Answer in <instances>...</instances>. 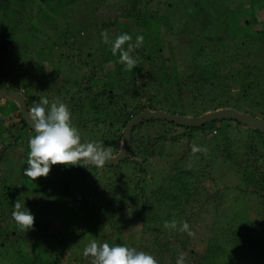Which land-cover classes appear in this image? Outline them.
<instances>
[{
	"label": "trees",
	"instance_id": "trees-1",
	"mask_svg": "<svg viewBox=\"0 0 264 264\" xmlns=\"http://www.w3.org/2000/svg\"><path fill=\"white\" fill-rule=\"evenodd\" d=\"M76 1L0 0L3 16L16 15L13 4H35L29 9L36 19L24 20L27 40L32 39L24 54L10 32L0 34V55L9 59L6 66L18 76L5 78L0 86L22 90L29 112L41 98L48 100L46 108L65 104L81 143H93L107 155L117 153L128 120L146 109L197 116L230 107L229 99L239 95L256 98L254 106L261 112L257 117L264 119V83H255L252 52L247 51L243 61L232 59L239 45L264 44V0H90L95 33L94 41H87L96 45L93 50L84 48L82 32L75 34L50 12ZM108 29L115 33H98ZM122 33L130 39L113 54ZM204 41L213 48L207 49ZM125 55L135 61L133 68L122 58ZM231 60L237 65L226 66ZM34 134L18 104L0 96V264H92L94 258L85 255L86 246L75 234H96L104 243L121 244L134 222L139 230L133 248L151 254L157 264H177L178 258L183 264H222L229 253L240 264V258L249 257V248L234 247L229 233L211 224L210 211L203 204L193 207L190 200L198 191V180L208 176L215 184L219 178L216 169L214 178L207 173L209 165L214 169L220 161L231 162L240 170L238 193L263 202L264 218V131L233 119L189 127L150 118L132 128L128 151L118 164L87 159L56 163L47 175L33 180L24 168L28 140ZM194 146L205 148L209 158L198 171L188 165ZM24 185L31 197L16 198ZM220 190L206 200L218 204ZM17 202L34 217L26 230L11 214ZM48 206L52 210L46 211ZM175 216L176 226L165 227ZM206 218L205 229L192 236L194 225ZM185 221L189 229L182 231ZM240 222L249 237L248 222ZM247 237L244 242L251 241Z\"/></svg>",
	"mask_w": 264,
	"mask_h": 264
},
{
	"label": "rangeland",
	"instance_id": "rangeland-1",
	"mask_svg": "<svg viewBox=\"0 0 264 264\" xmlns=\"http://www.w3.org/2000/svg\"><path fill=\"white\" fill-rule=\"evenodd\" d=\"M39 0H36L38 2ZM111 3L122 1V0H110ZM54 5V4H53ZM52 5V6H53ZM35 6V4H28L23 8L20 5L13 4V7H16V15L14 16H3L0 14V34L10 32L14 39L19 43V48L22 54H24L25 46H29L32 42L31 40H27L26 36V24H24V20L27 22L30 20L31 22L34 21L36 18H31V7ZM25 9V10H24ZM29 9V10H28ZM24 12L29 13V18L26 17V14ZM50 12H52L54 15L59 16L63 19V26H65L66 23H68L72 28V31L77 34L78 31L82 32L80 34V37L86 38L84 41V48L95 49L96 45L90 41H94V25H93V19L90 7V0H78L72 4H70L68 7L63 8L61 10H57L56 7H52L50 9ZM262 15H264V12H261ZM23 15L27 18L23 19ZM221 32V31H220ZM222 32H224L222 30ZM221 32V33H222ZM98 33H101L102 35H111L112 33H115L112 29H108L105 31H98ZM1 34V35H2ZM79 36V35H78ZM37 39V38H36ZM87 39H90L87 41ZM37 41V46L39 45V41ZM206 48L212 49L213 46L208 44L206 41ZM221 45L219 48H221ZM247 46L248 48H246ZM245 46L239 45L238 49H236L235 52H233L232 59H237L243 61L245 59V56L249 53L247 51H250V60H252L251 65L255 64L256 67L252 73L256 77V82L258 85L262 82L264 83V44L256 46L255 43L252 45H249V43ZM87 50V52H88ZM228 54V52H227ZM230 58V57H229ZM8 58L3 57L0 55V82L4 80L5 78H12V75L15 74V79L18 77L16 73H11L10 70H12V66L7 64L6 66V60ZM9 60V59H8ZM11 64V63H10ZM230 65H237V62L235 60H231L229 62H226V66ZM258 65V67L256 66ZM64 71H62L60 77H64ZM259 75V76H258ZM256 98H247V99H240L239 95H237L235 98H230L228 101V105L230 108H233L237 111L244 110L249 114H253L255 116H259L258 114H261L260 111L254 106ZM252 102V103H251ZM242 112V111H241ZM262 116H264V112L262 113ZM192 147V146H191ZM198 150L193 152V148L188 152L190 154V157L192 160L188 163L189 166H194L193 169L195 171H198L201 167L205 165V163H208V153L205 148H201L200 146H194ZM241 157V152H239L237 158ZM235 158V157H234ZM195 161L197 163L195 164ZM213 165V164H212ZM220 166V167H219ZM219 166L215 165V168L213 169L209 165V171L207 173H210L211 177H216L217 173H220L219 178L215 180V184L212 183L210 178L208 176H204V178L198 180L197 183V189L198 191L196 194L191 198L190 202L193 207L203 204V208L206 211H210V217L211 224L215 226H222V230L227 231L229 233L228 237L232 239V245L235 247H239L240 244L244 247L249 248L250 250H247L248 256L245 257V259H239L240 264H264V218L260 216V211L263 208L260 204L263 203L259 201L258 198L251 195H242L238 193L237 186H240V183H242V179L238 181L237 172L240 173V170L237 166V169H234L233 163L227 162L222 163L220 161ZM216 169V170H215ZM220 169V170H219ZM231 169L235 170L233 171V176L231 175ZM237 171V172H236ZM237 177V178H236ZM20 191L18 190V195L16 198L25 200L27 196H30L31 191L29 188L27 189L24 186H20ZM220 191L223 192L220 193V198L217 203H213L210 199L206 200V197L209 196V194L213 191ZM222 194V195H221ZM218 196V195H217ZM31 197V196H30ZM39 198V197H38ZM218 199V198H216ZM31 200V199H30ZM42 205V204H41ZM50 206V204H49ZM46 207L47 210H52V207ZM212 208V209H210ZM203 209V210H204ZM55 211H53L54 213ZM188 213L189 211H184V214ZM184 214L181 215L182 219L184 218ZM82 216V215H81ZM171 222L169 223V228H171V223L173 221L176 222L179 221L178 217L175 216L171 218ZM248 222L249 224V231L248 235L249 237L244 234L245 230L241 228V222ZM206 221H208V218L205 219V223H202L204 221H199L198 224L194 225V234L192 236H198L203 229H205ZM158 222V221H157ZM194 222L193 220L190 221V226H192ZM59 226L58 220L54 221L53 228L57 229ZM139 230V223L134 222L132 225H130L127 228V232L124 233L123 242H121V245H127L129 247H134L136 245L135 236H137ZM230 231H233V233H238V231H241L243 234L241 237L235 236ZM185 233V232H184ZM183 233V234H184ZM76 240L78 242H81L80 244H84V246L87 247V242L91 243L92 241H96L97 244L104 243L103 239L100 237H97L96 234H91L86 237H79L78 234H75ZM250 239L251 241L244 242L245 238ZM98 238V239H96ZM234 239V241H233ZM253 239V240H252ZM260 240H263L262 242H259ZM77 242V243H78ZM194 245H200L199 242H193ZM117 243H113L110 245H114ZM246 249V248H245ZM233 250H231L232 252ZM73 252V251H72ZM75 252V251H74ZM231 253L228 254V256L223 258L222 264H235L237 258L232 255L229 256ZM248 262V263H247Z\"/></svg>",
	"mask_w": 264,
	"mask_h": 264
},
{
	"label": "clouds",
	"instance_id": "clouds-1",
	"mask_svg": "<svg viewBox=\"0 0 264 264\" xmlns=\"http://www.w3.org/2000/svg\"><path fill=\"white\" fill-rule=\"evenodd\" d=\"M129 39L127 33L117 36L112 48L113 54ZM137 39L142 40V37ZM122 58L126 60L129 68H133L135 65L133 59L127 55ZM46 105L48 100L41 98L39 103L32 106L28 115L35 134L28 140L29 158L27 167L24 168L25 174L34 180L38 176L47 175L52 164H76L78 160L84 158L105 164L106 153H102L93 143H81L76 128L71 124L68 107L63 103H52L47 108ZM192 150L195 152L198 149L193 147ZM11 214L17 224L25 230L32 226L34 217L24 204L15 203ZM168 226L169 223L165 221V227ZM171 226H176L175 221ZM180 227L182 231L189 229L186 221ZM88 254L94 258L92 264H157L151 254L121 244L110 245L107 242L97 244L96 241H92L85 248V255ZM177 264H183L182 258H178Z\"/></svg>",
	"mask_w": 264,
	"mask_h": 264
},
{
	"label": "water",
	"instance_id": "water-1",
	"mask_svg": "<svg viewBox=\"0 0 264 264\" xmlns=\"http://www.w3.org/2000/svg\"><path fill=\"white\" fill-rule=\"evenodd\" d=\"M0 96L8 97L14 100L18 104L20 113L25 123L33 129L30 120L28 118L29 111L27 110L26 99L23 93L20 90H12L0 86ZM150 118L167 120L179 125H184L189 127L199 126L208 120L233 119L247 126H251L253 128H257L264 131V119L244 112H239L230 107L209 110L197 116L179 115V114L169 113L163 110L146 109L137 113L130 120H128V122L126 123L125 127L122 130V139L117 153H115L114 155H107V158L105 159V164L102 165H107V166L116 165L122 160H124L130 145V134L132 128L135 125H137L139 122Z\"/></svg>",
	"mask_w": 264,
	"mask_h": 264
}]
</instances>
